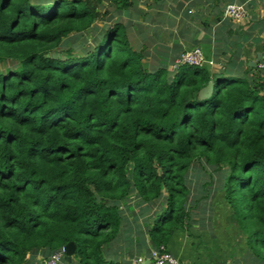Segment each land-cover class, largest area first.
Masks as SVG:
<instances>
[{
	"label": "trees",
	"instance_id": "1",
	"mask_svg": "<svg viewBox=\"0 0 264 264\" xmlns=\"http://www.w3.org/2000/svg\"><path fill=\"white\" fill-rule=\"evenodd\" d=\"M131 5L0 0V264L46 260L69 242L70 264H122L106 252L133 197L163 202L147 234L168 247L192 230L195 165L222 176L218 221L237 236L232 257L264 264V69L215 73L206 46L201 66L150 70L120 22L82 55L59 52L108 7Z\"/></svg>",
	"mask_w": 264,
	"mask_h": 264
},
{
	"label": "crops",
	"instance_id": "2",
	"mask_svg": "<svg viewBox=\"0 0 264 264\" xmlns=\"http://www.w3.org/2000/svg\"><path fill=\"white\" fill-rule=\"evenodd\" d=\"M130 2L131 7L124 13L126 19L134 21V27L142 33L140 39L158 44L159 48L154 53L163 55L162 61H169L170 70L183 52L200 47L204 53V47L209 46L213 72L224 71L236 77H244L248 71L249 75L261 73L260 65H264V0ZM232 4L245 8L249 13L247 21L234 22L225 18V10ZM258 59L259 65L253 67ZM132 219L125 216L119 236L106 249V256L122 264H133L138 257L149 258L156 249L150 244L147 234L149 224L140 223L137 217ZM217 227L218 236L210 238L211 244L203 242L202 246L199 239L192 241L189 234L178 233L166 248L182 264H235L232 252L236 245L233 241L237 237L234 238V232L231 235L223 225L217 224ZM207 245H221L220 250L225 251L215 256L205 250ZM39 256L43 257L42 253L34 256L30 264H43L44 260H38Z\"/></svg>",
	"mask_w": 264,
	"mask_h": 264
},
{
	"label": "rangeland",
	"instance_id": "3",
	"mask_svg": "<svg viewBox=\"0 0 264 264\" xmlns=\"http://www.w3.org/2000/svg\"><path fill=\"white\" fill-rule=\"evenodd\" d=\"M108 10L100 7L98 12L101 15H104L107 11L108 14H106L105 16H100L98 20L92 25V27L86 30L84 33L68 37L61 44L62 46L61 48H59V52L73 49L77 56L82 55L85 48L87 49L89 45L95 42V38L99 35L102 29L106 28L109 25L120 22L126 26L130 43L135 51L141 55L142 62L146 68L150 70H156L158 68L168 67L169 61H162L160 58L163 55H157L154 53L159 48V46H157L158 44L150 42L151 40L149 41V39H140V35L142 33L137 27H134V21H132V19L127 20L124 13L121 15L112 13L111 7H108ZM110 16L112 17L110 18ZM247 20L248 17H246V19L241 22H245ZM212 64L213 62L211 63V66ZM170 71L174 70L171 69ZM206 170L207 171H205L200 165H195V168L188 175L187 186L191 190V197L188 200V207L192 206L193 211L190 216L192 217L193 223L191 233L188 232L185 233V235L189 234L188 237L192 241L199 239L200 243L205 242L211 244L210 238H217L218 236L217 223L219 224V226L223 224L222 221H218L220 218L224 217V212L222 213L223 204L222 202H220L221 196L219 194L215 195L217 190L222 187V176L212 173V176L210 177V175L208 174V172H210V168H207ZM193 194L195 195V199H193ZM163 205L164 204L162 201L157 203L155 206L138 204V198L133 197L130 199L127 205L131 207V209L127 208V206L125 209H123L125 207L124 205L121 208L125 212V216L128 215L131 219L137 217L140 223L142 222L145 224H152L156 217V214L161 211ZM223 219L227 220L225 218ZM233 237L236 238L237 236L234 235ZM237 241L238 239H235L233 243L237 244ZM202 246H204V243ZM220 247L222 246L207 245L205 247V250H209L213 255L219 256L221 252L225 251L224 249L220 250ZM236 248L237 246L234 247V249ZM234 252L235 251H233L232 253ZM235 254L237 253L235 252ZM38 260H43V257L39 256ZM246 263L247 262L243 257L235 259V264Z\"/></svg>",
	"mask_w": 264,
	"mask_h": 264
},
{
	"label": "built area",
	"instance_id": "4",
	"mask_svg": "<svg viewBox=\"0 0 264 264\" xmlns=\"http://www.w3.org/2000/svg\"><path fill=\"white\" fill-rule=\"evenodd\" d=\"M248 12L242 6L229 5L227 6L224 16L236 22H241L246 19ZM207 63V59L201 48L195 47L189 51L183 52L172 66L173 70H177L182 65L201 66ZM212 61H210V64ZM264 69V65H260ZM65 247L55 251L51 256L43 261V264H66ZM133 264H182V262L173 254H171L166 246L156 248L149 258L138 257L133 261Z\"/></svg>",
	"mask_w": 264,
	"mask_h": 264
},
{
	"label": "water",
	"instance_id": "5",
	"mask_svg": "<svg viewBox=\"0 0 264 264\" xmlns=\"http://www.w3.org/2000/svg\"><path fill=\"white\" fill-rule=\"evenodd\" d=\"M259 62H260V59H258L256 61V63L253 64V67H257L259 65ZM213 86H214V83L210 82L208 84V86L201 91V96L202 97H208L211 94V92H212ZM75 250H76V245H75L74 242H69L65 246V251H66V253H65V261H67V262H71L72 261V257L74 255Z\"/></svg>",
	"mask_w": 264,
	"mask_h": 264
}]
</instances>
